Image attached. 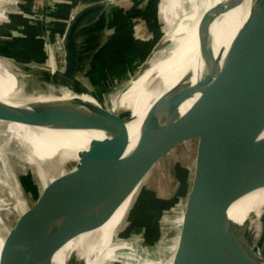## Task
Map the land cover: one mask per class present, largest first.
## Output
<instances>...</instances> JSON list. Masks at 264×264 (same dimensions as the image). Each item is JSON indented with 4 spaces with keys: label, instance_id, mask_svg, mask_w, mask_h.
Segmentation results:
<instances>
[{
    "label": "water",
    "instance_id": "95a60500",
    "mask_svg": "<svg viewBox=\"0 0 264 264\" xmlns=\"http://www.w3.org/2000/svg\"><path fill=\"white\" fill-rule=\"evenodd\" d=\"M243 3L244 0L221 1L202 16L197 29L204 63L202 77L192 85L195 71L186 73L182 83L153 104L130 153L128 126L133 121V109L107 110L99 115L98 105L81 100L38 105L27 112L0 105L1 125L52 129L86 125L88 131L104 136L93 141L75 168L47 186L34 205L21 214L0 246V264H53L60 250L103 225L137 190L121 240L131 243L140 258L158 260L164 255L170 223L180 217L185 199H191L204 181L210 183L204 184L196 204L186 208L193 215L177 263L185 256V264H264V208L259 221L250 216L243 225L229 215L237 202L264 190V82H259L257 68L248 74L257 63L255 55L262 51L264 23L252 13L224 58L221 52L215 53L212 33L215 19ZM160 7L161 0H130L120 93L125 90L124 81H138L158 53L170 45ZM112 13V3L107 0L89 4L73 16L69 25L70 50L64 61V84L69 92L76 94L80 62L91 52L92 42L105 29ZM45 15L46 10L41 11L39 22ZM251 66L246 72L242 70ZM15 67L27 68L22 64ZM244 76L251 91L238 102ZM150 90L144 89V97ZM197 94L201 100L188 115L181 116L183 104ZM219 95L225 98V112L218 109L214 114L212 121L217 128L211 133L204 127L198 130L197 113L206 110L208 101ZM248 103L251 105L247 109ZM242 118L244 123L236 136L231 130L225 133L230 124L239 125ZM189 129L195 132L200 145L225 146L222 164L215 167L206 157L198 156L183 197H178L177 177V167L182 166L176 164L179 190L171 199L161 197L146 187L147 180L161 162L180 149L178 142ZM187 172L189 177L190 170ZM1 231L0 226V238ZM75 256L71 254L67 264H73Z\"/></svg>",
    "mask_w": 264,
    "mask_h": 264
},
{
    "label": "bare ground",
    "instance_id": "6f19581e",
    "mask_svg": "<svg viewBox=\"0 0 264 264\" xmlns=\"http://www.w3.org/2000/svg\"><path fill=\"white\" fill-rule=\"evenodd\" d=\"M48 1L49 0L45 1L43 10H46V15L41 21L43 41L48 51L45 64L19 63L9 60L6 57H0V105L2 104L14 110L19 109L27 112L38 105L42 106L47 103L56 104L66 101L82 100L98 105L99 115H102L107 110L119 111L133 109V121L128 126L131 139V145L128 151L130 153L138 143L141 124L153 104L171 89L182 83L186 73L192 70L195 71V76L191 80L192 85H195L202 77L204 63L199 51L197 29L202 16L221 1L226 0H161L160 19L165 26L166 41L170 45L167 49L158 53L157 57L151 61L149 70H147L138 81H128L124 86L125 90L122 93L119 91L113 97L110 96L108 90L103 92L102 96L97 90L92 88L95 90L94 93L90 86L87 87V81L84 77V71L87 69L90 61L95 60L96 56L104 54L103 51H109L114 43L117 44V42H119V40L106 41L109 24H107L105 29L92 42L91 52L80 62L79 77L80 80L83 81V84L86 85V88L80 87L76 89V94H73L65 89L64 84V61L70 50L69 25L73 16L71 20L67 22L68 25L61 38V47L64 54L63 68L62 70H58L53 58L51 37L46 27ZM109 1L112 3L113 13L110 15L108 23L115 17L118 18V15L121 13L116 11L115 4L117 0ZM13 4L14 0H0V9ZM4 11L6 14L7 9H4ZM252 13H255L260 21L264 23V0H244V3L237 9L215 19L212 26V33L214 36L216 55L221 52L223 58L226 56L238 31L244 26ZM3 17L4 16H0V18ZM120 36L124 37L125 35L120 34ZM49 48H51V50H49ZM260 48L262 49L261 53L255 55L257 61L256 65L253 66L254 68L250 73H247L253 74L255 68H257L256 75L259 73V82H264V43L260 44ZM16 64H22L28 69L38 70V85L40 87V92L36 96L30 98L22 93L20 81L15 74L14 66ZM251 68L252 66L246 69L242 68V70L246 72ZM104 70L103 68V71ZM244 80L237 97L238 102L243 99L245 92L249 93L251 91L249 85H246L245 76ZM80 84H82V82ZM153 86L155 87L152 90ZM260 87L261 86L258 85L256 88L259 90ZM144 89H151L147 98L144 97ZM201 98L202 96L197 94L185 102L180 109L181 116L184 117L188 115ZM224 99L223 95L212 97L208 101L207 105L209 106L207 109L202 113H197L198 117L196 122L198 130L204 127L211 133L217 128V125L212 120L218 109H220L221 112H225ZM95 100L97 101L95 102ZM250 105L251 103H248L247 109ZM205 106L206 102L204 104V107ZM136 118L138 120H136ZM243 123L244 119L242 118L239 125L230 124L225 133L231 130L236 136ZM192 124H194V122ZM7 126L10 138L9 142H17L19 145V152L17 154L19 160L26 161L30 167L32 176H28L32 181L34 179L33 185H28L29 188L31 187L30 190H37V188L39 189L40 187L43 191L47 186L54 184L65 174V171H63L65 167L69 166L71 163L79 162L80 155L89 150L93 141L104 139V136L100 132L88 131V129H85L87 128L86 125H75L74 127L65 126L55 129L33 128L17 124H8ZM190 131L191 129H189L187 133ZM9 142L0 147V161L3 166L4 184L10 185L13 183L14 187H10V190L13 197L17 199L16 208L21 210V213L24 214L26 208L23 207L24 202H22L21 194L23 192L18 184V179L15 178L10 171L9 163L6 161L5 157L7 148L9 146L11 147V143ZM225 152V146H223V149L219 147L214 148V146L202 145V143L200 145L199 141L197 157L204 156L215 167H220L222 164L221 161L223 160L222 155ZM45 168L47 169L46 171L44 170ZM216 170L215 168L213 175ZM55 171L56 175L53 176L52 179L46 180L47 175L49 176V173H55ZM16 174L19 175L18 173ZM205 183L206 181L198 188L199 196L201 195L202 189L205 187ZM209 183L210 181L207 182L206 185ZM23 191L27 192V187ZM138 192L139 190H137L115 214L107 219L103 225L88 234L82 235L60 250L54 257L53 264H67L71 254L76 255V259H73V264H80V261H84L83 264H178V256L180 250L183 251L184 249L186 231L191 223L193 215L189 214L187 210L184 209L185 207L183 208L185 211L183 210L180 217L177 216L169 225V234L165 245H163L164 257L154 261L140 258L136 251L133 250L131 243H126L121 240V234L126 226L127 217L134 205ZM192 204L194 205V203ZM263 208L264 190H260L237 202L230 209L229 215L235 223L243 225L250 216H253L254 219L252 220L256 222L259 221L262 217ZM252 220L251 222H253ZM1 232L3 237L0 238V246L3 244V240L7 237L10 229L6 230L4 233L3 231ZM184 257L179 260V264H185Z\"/></svg>",
    "mask_w": 264,
    "mask_h": 264
},
{
    "label": "rangeland",
    "instance_id": "374dc122",
    "mask_svg": "<svg viewBox=\"0 0 264 264\" xmlns=\"http://www.w3.org/2000/svg\"><path fill=\"white\" fill-rule=\"evenodd\" d=\"M45 1L46 0H14L13 5L5 6L3 9H0V16H4L3 18H0V57H6L9 60L19 63L45 64L48 51L43 41L41 21L39 22V14L43 11ZM100 1L107 0L48 1L49 4L46 27L48 34L51 37L53 58L58 70H62L63 68L64 54L60 39L62 38L68 25L67 22L71 20V17L74 16L80 9H83L89 4ZM116 2V11L121 13L118 15V18L114 16L115 18L108 23L109 27L106 34V41L109 42L119 40V42H117V44L114 43L109 51H103L104 54H100L99 56H96L95 60H91L87 69L84 71L87 87L90 86L91 89L94 88L101 95L103 92L108 90L111 97L118 93V86H120V80L124 70L125 36L121 37L120 34L125 35L130 0H117ZM24 6L28 7V10L30 11L27 12L24 10ZM4 9H7L6 14ZM35 15H37L36 18ZM29 17H31L30 20L28 19ZM17 41L21 44L19 48ZM103 68L105 69L104 71ZM14 69L15 74L18 76L20 81L22 93L30 98L36 96L40 92V87L38 85V70L28 68H26V70H21L15 66ZM81 82L82 84H80ZM127 83L128 81H124L123 87ZM75 87L76 89H79L80 87L86 88V85L83 84V81L80 80L79 76L75 82ZM94 89H92V91L95 93ZM96 101L97 100H95V102ZM186 134L187 135H185L184 138L178 142H181L180 149L161 162L153 170L147 180L146 187H151L157 191L161 197L171 199L179 190V184L175 179L174 174V166L176 164H180L188 171L190 170L188 177L189 180H191V173L193 174L195 171L194 163L197 158L199 139L195 136V132L190 131L189 134ZM9 139L8 126L0 124V147L6 145L9 142ZM9 143H11V147L9 146L7 148V152H5L6 161L9 163V168L13 173V176L18 179V184L23 192L21 194L22 202H24L23 207L27 210L34 205L36 200L41 195L42 190L40 187L39 189L37 188V190H30L31 187L29 188L28 185L32 186L34 183V179L32 178V181L28 176H32L30 167L26 161L19 160L17 156L19 152L18 143ZM75 165V162L71 163L69 166L65 167L63 171L67 173L71 169L75 168ZM44 170L46 171L47 169L45 168ZM0 171V226L4 233L6 230L14 228L22 213L21 210L16 208L17 199L16 197H13L10 190V187H14L13 183L10 185L4 184L3 166L1 161ZM55 175L56 171L55 173H49L46 180L52 179ZM26 187L27 192H24L23 190H25ZM198 199L199 191L197 189L195 193H192L191 199L190 197H187L184 204L182 203L183 208L185 207L184 209L186 210L188 204H196ZM176 213H178V210Z\"/></svg>",
    "mask_w": 264,
    "mask_h": 264
},
{
    "label": "trees",
    "instance_id": "16d2710c",
    "mask_svg": "<svg viewBox=\"0 0 264 264\" xmlns=\"http://www.w3.org/2000/svg\"><path fill=\"white\" fill-rule=\"evenodd\" d=\"M177 177L180 181V190L178 192V197H183L187 193L188 187H189L187 170L178 166L177 167Z\"/></svg>",
    "mask_w": 264,
    "mask_h": 264
},
{
    "label": "crops",
    "instance_id": "0c3cea01",
    "mask_svg": "<svg viewBox=\"0 0 264 264\" xmlns=\"http://www.w3.org/2000/svg\"><path fill=\"white\" fill-rule=\"evenodd\" d=\"M129 6H130V2H129ZM23 8H24V10H26L27 12L30 11V10H28L29 8L26 7V6H24ZM65 13H66V12H65ZM128 13H129V12H128ZM61 40H62V39H60V42H61ZM17 42H18V41H17ZM18 44H19V46H18V48H19V47L21 46V44H20L19 42H18Z\"/></svg>",
    "mask_w": 264,
    "mask_h": 264
},
{
    "label": "built area",
    "instance_id": "2783aa9c",
    "mask_svg": "<svg viewBox=\"0 0 264 264\" xmlns=\"http://www.w3.org/2000/svg\"><path fill=\"white\" fill-rule=\"evenodd\" d=\"M39 16H40V14H39ZM36 17H37V15H35V18H36ZM30 18H31V17H29L28 19L30 20Z\"/></svg>",
    "mask_w": 264,
    "mask_h": 264
}]
</instances>
